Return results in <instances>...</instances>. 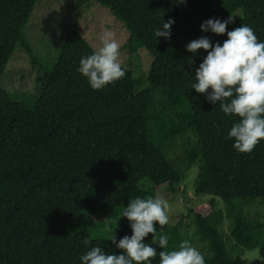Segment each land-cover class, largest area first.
<instances>
[{
    "label": "trees",
    "instance_id": "obj_1",
    "mask_svg": "<svg viewBox=\"0 0 264 264\" xmlns=\"http://www.w3.org/2000/svg\"><path fill=\"white\" fill-rule=\"evenodd\" d=\"M72 1L74 15L61 44L55 41L59 47L53 66L36 79L34 108L23 107L0 86V264H79L87 250L84 239L87 247L99 244L105 251H118L107 239H92L67 226L84 211L124 208L128 200L156 197L161 190L174 194L184 175L171 164L172 147L165 145L187 132L194 138L186 162L189 170L197 165L194 194L210 197L188 210L195 234L211 253L205 264H247L239 253L226 250L215 198L232 216L230 235L239 252L253 248L260 225L247 214H234L228 205L235 199H264V141L247 154L231 147L226 133L234 117L224 116L204 94L190 89L205 53L197 50L193 57L184 46L201 36L217 43L226 38L199 30L210 17L232 16L226 31L244 24L264 40V0H94L123 23L127 44L136 40V48L152 57L147 88L139 87L124 67V77L99 91L91 90L76 71L79 58L94 50L78 30L82 18L77 9L87 0ZM35 2L0 0V79L16 49L28 56L31 69L38 65L31 62L23 34ZM49 6L45 3V14ZM160 17L174 21L167 40L152 34ZM35 19L39 25L40 17ZM144 180L151 188L141 187ZM181 220L162 227L169 243L166 249L151 244L157 252L184 241ZM125 235H131L129 229L115 237ZM144 242L152 243L150 234ZM258 254L264 261V243ZM152 264H159L158 255Z\"/></svg>",
    "mask_w": 264,
    "mask_h": 264
},
{
    "label": "clouds",
    "instance_id": "obj_2",
    "mask_svg": "<svg viewBox=\"0 0 264 264\" xmlns=\"http://www.w3.org/2000/svg\"><path fill=\"white\" fill-rule=\"evenodd\" d=\"M231 21L232 16L225 20L211 17L204 20L199 25L202 33L226 38L217 43L201 36L189 41L184 48L193 57L197 56V50L205 53L194 70L190 89L204 94V99L216 104L224 116L234 117L226 138L232 141L231 147L236 152L247 154L264 141V40H258L253 30L244 24L226 31ZM173 23L171 18L163 21L160 17L152 33L155 39L167 40ZM119 56L118 43L111 32L105 31L100 36L99 47L79 58L76 71L91 90H103L125 75ZM167 208L168 202L159 196L128 200L119 217L128 222L131 235L117 240L116 226L106 225L107 241L118 251H105L99 244L87 247L89 241L84 239L87 250L78 257L79 264H152V258L157 255L159 264H205L201 252L187 240L159 252L151 246L155 243L160 249L167 247V235H156L157 226L168 222ZM149 234L152 243H145L144 238Z\"/></svg>",
    "mask_w": 264,
    "mask_h": 264
},
{
    "label": "rangeland",
    "instance_id": "obj_3",
    "mask_svg": "<svg viewBox=\"0 0 264 264\" xmlns=\"http://www.w3.org/2000/svg\"><path fill=\"white\" fill-rule=\"evenodd\" d=\"M45 3H50L47 14L44 12L46 11ZM74 5L72 0H36L30 17V23L24 28L23 34L30 43L32 50L31 62H37L40 67L36 65V69H31L28 56L24 53L21 54L16 49L11 58L8 70L0 79V86L16 102L27 109H33L37 102L39 85L36 79L42 72L45 73L51 70L57 56L58 47L63 41V36L71 22V17L74 15V7H76ZM77 11V17L82 18H80L82 22L78 30L88 44L92 46L93 50L99 47L100 36L105 31L111 32L112 37L119 45V60L121 61V66L125 68L129 67L133 79L138 81V86L142 89L147 88V74L152 57L144 48H136V40H133L130 45L126 43L128 33L123 23L116 19L108 8L100 6L94 0H87L84 6L77 9ZM36 15L41 19L39 25L35 19ZM45 16L46 18H44ZM77 22L79 23L80 20ZM129 46L131 49H129ZM37 70L41 72L38 73ZM155 143L160 144V141ZM193 144L194 138L190 132H187L183 136L174 139L173 143L172 141H168L165 145L167 148L172 147L170 152L168 150L172 162L166 156L167 160L171 162L175 169L178 168L181 170L184 178L178 186L179 189L174 194L167 196L165 190L158 192L159 197L164 198L168 202L166 214L169 219L167 224L157 226L156 234H163L162 227L175 225L182 218L180 229L182 239L189 241L192 246L196 247L205 260L211 257V253L205 249V247L208 249L206 242L202 241L195 234L196 230L193 224V218L188 217L189 209L199 203H207L210 199L205 194H194L197 165H193L190 170L186 168L188 151ZM140 185L144 189L151 188V184L147 180L140 182ZM215 200L218 203L216 209L220 210L222 216L220 231L224 237L227 252L231 255H237L239 253L238 255L245 259L247 264H264V261L258 254L259 247L264 243V199H235L228 205L234 214H247L254 223L260 225L259 229L255 231V246L250 249L245 248L241 252H239L237 243L230 235L232 216L229 215L228 208L224 206L219 198H215ZM121 211L122 208H110L103 212L84 211L79 220L67 226V229L70 231L82 230L92 239H107V233L104 231L106 225H111L113 228L116 226L114 235L123 229H129L128 222L123 217H119Z\"/></svg>",
    "mask_w": 264,
    "mask_h": 264
},
{
    "label": "crops",
    "instance_id": "obj_4",
    "mask_svg": "<svg viewBox=\"0 0 264 264\" xmlns=\"http://www.w3.org/2000/svg\"><path fill=\"white\" fill-rule=\"evenodd\" d=\"M84 37V36H83Z\"/></svg>",
    "mask_w": 264,
    "mask_h": 264
}]
</instances>
